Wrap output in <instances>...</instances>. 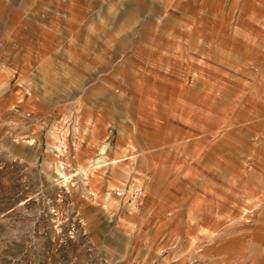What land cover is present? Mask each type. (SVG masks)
Here are the masks:
<instances>
[{
  "label": "rangeland",
  "instance_id": "rangeland-1",
  "mask_svg": "<svg viewBox=\"0 0 264 264\" xmlns=\"http://www.w3.org/2000/svg\"><path fill=\"white\" fill-rule=\"evenodd\" d=\"M24 37L0 25V264H264V151L231 99L168 113Z\"/></svg>",
  "mask_w": 264,
  "mask_h": 264
},
{
  "label": "crops",
  "instance_id": "crops-1",
  "mask_svg": "<svg viewBox=\"0 0 264 264\" xmlns=\"http://www.w3.org/2000/svg\"><path fill=\"white\" fill-rule=\"evenodd\" d=\"M0 25L22 30V48L40 64L101 67L100 80L113 77L168 113L226 95L251 151H264V0H0Z\"/></svg>",
  "mask_w": 264,
  "mask_h": 264
},
{
  "label": "built area",
  "instance_id": "built-area-1",
  "mask_svg": "<svg viewBox=\"0 0 264 264\" xmlns=\"http://www.w3.org/2000/svg\"><path fill=\"white\" fill-rule=\"evenodd\" d=\"M142 194H143V191H142L141 189L136 188V189L134 190V195H135V198H136V199H137V198H141Z\"/></svg>",
  "mask_w": 264,
  "mask_h": 264
}]
</instances>
